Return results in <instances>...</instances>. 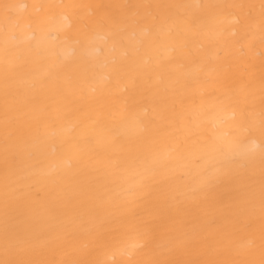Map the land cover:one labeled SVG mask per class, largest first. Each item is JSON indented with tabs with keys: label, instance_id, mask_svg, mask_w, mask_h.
Here are the masks:
<instances>
[{
	"label": "bare ground",
	"instance_id": "1",
	"mask_svg": "<svg viewBox=\"0 0 264 264\" xmlns=\"http://www.w3.org/2000/svg\"><path fill=\"white\" fill-rule=\"evenodd\" d=\"M0 264H264V0H0Z\"/></svg>",
	"mask_w": 264,
	"mask_h": 264
}]
</instances>
